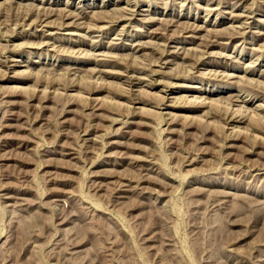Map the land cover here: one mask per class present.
Instances as JSON below:
<instances>
[{"label": "rangeland", "instance_id": "rangeland-1", "mask_svg": "<svg viewBox=\"0 0 264 264\" xmlns=\"http://www.w3.org/2000/svg\"><path fill=\"white\" fill-rule=\"evenodd\" d=\"M0 264H264V0H0Z\"/></svg>", "mask_w": 264, "mask_h": 264}]
</instances>
